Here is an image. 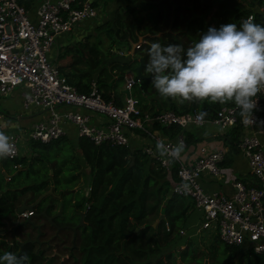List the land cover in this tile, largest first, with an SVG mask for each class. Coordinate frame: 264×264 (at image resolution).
<instances>
[{
  "label": "trees",
  "instance_id": "16d2710c",
  "mask_svg": "<svg viewBox=\"0 0 264 264\" xmlns=\"http://www.w3.org/2000/svg\"><path fill=\"white\" fill-rule=\"evenodd\" d=\"M19 1L29 8L34 0ZM255 2L256 10H252L251 6H244L242 0H121L109 19L95 24V20L98 21L95 18L96 13L94 17L82 22L86 24V31L89 32L74 43L58 47L56 60L67 57L69 61L64 65H57L67 81L78 91L88 90L90 80L94 78L103 97L108 98L111 95L115 103L121 104L123 100L121 101L113 89L117 82L122 81L125 71L135 70L141 58L140 72L143 77L138 82L140 90L145 93L153 89L155 94L150 97V102L138 100L140 108L153 111L171 109L177 113L205 111L208 113L205 118H209L220 103L204 101L185 102L181 105L178 101L160 96L152 85L151 74L146 71L150 60V45L157 42L162 46L178 44L186 52L209 27H213L210 21L215 20L214 28L217 29L228 23L238 25L239 20L250 12L253 14L254 23L263 24L264 0ZM99 10L101 13V8ZM101 35L108 46L107 55L113 47L129 49V43L138 41V36H141V42L131 54L119 55L122 60L110 61L105 68L99 66ZM136 53L139 56H134ZM115 69L118 71L116 74ZM152 128L168 138L182 131L186 145L195 141L185 131L186 127L155 124ZM240 131L241 126L235 124L219 135L227 147V152H237ZM34 142L39 145L48 143ZM76 142L80 154L88 164L86 170L90 174L88 189L86 188L84 197L81 198L82 202L74 205L77 212H83V225L77 227L73 233L65 226H72L76 221L61 222L58 217H54L52 221L60 226L55 234V226L44 216L34 214L46 203H49L46 214L55 212L54 203L45 196L34 205L30 216L32 223L39 225L37 232L34 225L24 223L25 218L18 219L15 208L25 195L29 194L32 202L42 191L47 190L48 179L10 187L12 176L6 179L0 172V184L2 181L6 183L0 189V231L4 230L0 233V256L11 252L17 256L26 255V264H40L46 253L54 250L65 255L58 264H180L169 247L176 241L177 232L192 207L184 196L168 192L169 183L164 172L149 156L136 148L130 150L106 143L95 145L83 137H79ZM130 156L133 157L131 165ZM35 158L33 155L32 160ZM23 160L22 156H16L7 157L1 162L6 167L21 165ZM229 160L230 157L226 158L225 153L220 164L227 166ZM58 172L59 170L51 168L52 177H56ZM172 177L175 178L174 171ZM236 178L247 186L264 188V184L252 175L248 179L239 176ZM160 215L162 218H159ZM19 233H24L20 241L15 239ZM219 240L214 236L209 246L215 248ZM186 246L187 244L178 252L185 253ZM222 254L226 257L216 262L215 251H211V261L216 264H264V254L250 249L243 253L236 245H223ZM212 262L207 261V264Z\"/></svg>",
  "mask_w": 264,
  "mask_h": 264
},
{
  "label": "built area",
  "instance_id": "2783aa9c",
  "mask_svg": "<svg viewBox=\"0 0 264 264\" xmlns=\"http://www.w3.org/2000/svg\"><path fill=\"white\" fill-rule=\"evenodd\" d=\"M33 15L19 0H0V94L13 87L21 88V105L25 110L43 112L25 132L26 138L48 142L63 135L75 134L95 145L123 146L138 149L149 156L168 180V192L184 196L192 209L198 211V221L192 233L211 232L229 245L264 254V188L247 186L236 177H229L233 192L206 190L199 181L202 174L220 176L225 168L220 164L224 151L199 144L191 161L167 164L156 149L158 141L175 146L183 142L182 131L168 138L152 128L153 125L200 126L196 120L199 111L177 113L171 109L148 110L140 108L138 100L129 94L130 87L139 82L131 71H125L122 81L127 91L121 104L113 97L105 98L91 78L86 91H78L69 83L52 58L53 43L57 35L68 32L86 19L94 17L96 6L91 0H36ZM253 18L252 12L239 20ZM254 22V21H253ZM215 26V24H210ZM264 26L263 24H260ZM141 40L134 42L137 48ZM112 50H116L114 47ZM118 54L130 51L117 50ZM252 124L243 122L239 109L233 102L219 104L212 116L205 118L222 133L235 124L241 126L237 147L245 158L249 173L264 184V93L257 94ZM3 131L11 138L15 157L19 153V131ZM221 133V134H222ZM146 143H143V140ZM135 143L133 146L132 143ZM174 171L175 178L172 177ZM189 183V190L181 188ZM32 210L17 213L20 218L31 216ZM180 228L178 234H185ZM176 241L170 245L177 248Z\"/></svg>",
  "mask_w": 264,
  "mask_h": 264
},
{
  "label": "clouds",
  "instance_id": "9594fccd",
  "mask_svg": "<svg viewBox=\"0 0 264 264\" xmlns=\"http://www.w3.org/2000/svg\"><path fill=\"white\" fill-rule=\"evenodd\" d=\"M245 19L235 23L209 27L198 42L187 48L160 43L150 45L146 71L153 87L163 99L185 102L225 104L233 102L244 123L252 124L251 115L257 105V94L264 93V26ZM208 113L199 112L196 120L203 125ZM161 157L171 165L181 159L183 142L175 146L162 140L156 144ZM11 138L0 131V159L14 155ZM181 188L189 190L185 181ZM27 256L5 252L0 264H26Z\"/></svg>",
  "mask_w": 264,
  "mask_h": 264
},
{
  "label": "rangeland",
  "instance_id": "374dc122",
  "mask_svg": "<svg viewBox=\"0 0 264 264\" xmlns=\"http://www.w3.org/2000/svg\"><path fill=\"white\" fill-rule=\"evenodd\" d=\"M242 2L244 6L247 7L251 6L252 10L257 9L255 0H251V1L242 0ZM105 4H107V2ZM140 12L141 14H143V11ZM144 20H146V18H144ZM210 22L212 24H215V20H212ZM74 28L75 27H73V29ZM69 33H71V31H69ZM66 34L67 32L61 33L60 35H66ZM62 39H64L65 41L66 37H62ZM101 40L102 43L100 47L101 53H100L99 66L100 67L104 66L105 68H107V66L110 64L109 63L110 61L119 60L121 58L117 54V49L111 50L110 54L107 55L106 52L108 46L106 44V40L103 35H101ZM133 44H134L133 42H130L129 46L133 47ZM120 50L125 51V49L123 48H120ZM137 53L134 56H139V54ZM56 59L57 58L55 57V61L57 64L59 65L65 64L64 62L65 59L62 58L58 60ZM117 72L118 71L115 69L114 73L116 74ZM131 73L135 74V70L131 71ZM113 91L121 99V101L126 96V90L124 88L122 81L116 83V86L114 87ZM129 94L133 98H136L137 100H142L143 102L147 103L150 102V97H152L155 94V92L152 89V91L143 93L140 90V84L135 83L130 87ZM13 130L20 131V128L19 126H16L14 127ZM77 139L78 138H76L74 133H72L71 135H63L62 137L51 140L50 142L48 141V143H45L44 145H39L36 142H34L36 140H32L30 138H26V140L22 139V142L24 144L22 145L24 146V149L22 151V153L24 152L23 154L24 160L22 162V167L19 170H17L15 173H14L15 169H8V171L13 173L12 175L13 180L9 183L10 187L22 186L24 184L40 182L44 178H48L47 190H49L50 188L51 191L44 196L52 200V202L55 205L56 211H58L60 208V213L55 217H58V220L61 222L76 221L77 223L78 212L76 211L75 209L76 207H74V205L82 202L81 198L84 197L87 184L90 180V174L86 170V166L88 164L86 163L85 159L83 158L82 154H80V151L77 148V142H76ZM33 155L36 157L34 160H32ZM50 167L53 168V170H59L56 177L51 176ZM4 186H6V183L2 181V183L0 184V189L3 188ZM72 189L74 191H72ZM46 191L45 190L42 191L38 196L42 195ZM28 202H30L29 199ZM193 210L194 209L189 210L186 216V219L188 220L187 223L188 227H186L187 230L185 234L190 236L194 235L192 237V241L197 245L191 243L190 240H187V242L184 243L187 244L186 246L187 250L183 254L178 252L179 249L177 247L173 246V254L177 258L176 261L180 262V264H200L201 262L203 264L206 262L205 264H207V261L212 262L211 251H215L216 262L219 261L221 258L226 257V255L222 254L223 245L226 244L223 241L221 240L217 241V245L213 249L209 245L207 246L203 245L202 238H204L205 240H210L212 237L211 232H205L202 234L201 237L192 233L193 227L196 225V222L198 221V212H195ZM18 219L20 220L21 218L18 217ZM51 225L54 226L53 221L51 222ZM3 232L4 230L2 231V233ZM24 233L17 234L15 236V239L20 241L24 236ZM195 249H198V251ZM238 250L242 251L243 253L247 252V249L241 247H238ZM193 253H195L194 257L192 256ZM64 257L65 255L63 256L62 252L59 251L58 253H56L54 250L53 251L50 250L48 253H46L45 257L41 260L40 264H58L60 260H62ZM211 264H216V263L212 262Z\"/></svg>",
  "mask_w": 264,
  "mask_h": 264
},
{
  "label": "crops",
  "instance_id": "0c3cea01",
  "mask_svg": "<svg viewBox=\"0 0 264 264\" xmlns=\"http://www.w3.org/2000/svg\"><path fill=\"white\" fill-rule=\"evenodd\" d=\"M93 1H94V4L93 3L92 4L95 5L96 9H97V16L95 18L98 20V21L95 20V24L100 23L106 19H109L112 16L113 12L115 11L116 7L121 2V0H106L105 2H104V0H91V2H93ZM106 2H107V4H105ZM34 4H36V0H34L32 2V4L30 5L29 8H27L30 15H33V11H34L33 5ZM100 8H101V13H99ZM90 23H92V22H90ZM74 27H75L74 29L72 28L69 30V31H71V33H69V31H68L66 35H60L59 34V35H57L58 37L56 36L55 42L52 45L53 52L51 55L54 61H55V57L57 55V51H58L59 46L67 44V43H74L78 38L80 39L83 35H85L86 33L89 32V31H86L87 27H86L85 23H81V24L76 25ZM62 37H66L65 41H64V39H62ZM123 49H125V48H123ZM117 50H120V48H117ZM127 50L130 51V53H132L131 47H130V50L129 49H127ZM127 54L128 53H125L126 56H127ZM118 55L122 56V54H118ZM64 59H65L64 62L69 61V58H67V57H65ZM121 59H119V61ZM21 100H22L21 88H19L17 86L13 87L11 90H9L5 94H0V124H1L2 128L5 130H11V129H14V127H16V126H19V128H20L19 132H20L22 138L20 139V142H19V147H20L19 152L20 153H18L17 156L23 157L24 152L22 153V151L24 149V146H22V145H24V144L22 142V139L26 140L25 132L28 130L30 124L33 121L41 118V116L43 115V112H40L37 109H33L29 112H28V110L24 111V109L22 108V105H21ZM185 131L187 133L189 132L191 134V138L195 139V141L187 143V145L185 146L184 152L181 154L182 160L191 161L192 158L197 154V147L199 146L200 143L206 145L208 148H221V149H223L224 154L226 153V158L230 157L229 164L227 166H223V168H225V172L223 174H220V176H211L208 173H206V174L204 173L199 177L200 184L204 189H206L208 191L219 190V191H222L226 194H231L233 192V188L231 186L229 177L239 176V177H243L246 179L250 178L251 174L249 173L245 158L240 153V150L238 149L237 152H235V153L227 152V147L223 144L222 140L219 138V135L222 132L218 131V128L215 125H213L209 122H206L200 126L189 125L185 128ZM143 143H146L145 139L143 140ZM132 145L134 146L135 143L133 142ZM21 146H22V148H21ZM1 160L2 159H0V164H1L0 172L5 176L6 179H8L9 176L13 175V173L8 171V169H15L14 170V173H15L17 170H19L22 167V164L16 165V166L7 165L6 167H4L2 165ZM72 191H74V190L72 189ZM27 195H29V194H27ZM41 198H43V196ZM28 199H30V196L28 197ZM28 199L26 202L31 203V202H28ZM55 211H56V209H55ZM193 211L198 212L196 210H193ZM55 213L56 212H54L53 214H55ZM187 223H188V220L185 218L184 225L181 226L180 228L188 227ZM36 225H38V224H36ZM36 225H34V227ZM35 229L37 230V232L39 231L36 227H35ZM56 233H57V231L55 229V234ZM195 235H198L199 237L202 236L201 234H195ZM193 236L194 235L190 236V235H186V234L179 235L177 232L175 244H179L180 247H183L186 245L184 243L187 242V240H190L191 243L195 244L192 241ZM37 237H38V234H37ZM213 237H214V235L212 234V237L210 240H205L204 238H202L203 239L202 240L203 245H205V246L209 245L211 243ZM195 245H197V244H195ZM169 249L171 251H173V246L170 245Z\"/></svg>",
  "mask_w": 264,
  "mask_h": 264
},
{
  "label": "water",
  "instance_id": "95a60500",
  "mask_svg": "<svg viewBox=\"0 0 264 264\" xmlns=\"http://www.w3.org/2000/svg\"><path fill=\"white\" fill-rule=\"evenodd\" d=\"M138 40H141V36H138ZM132 51H133V49L131 48V52H132ZM141 63H142V62H141V58H140L138 64L135 66V75L139 78V80L143 77V76L141 75V72H140ZM126 94H127V91H126ZM132 162H133V157L130 156L129 165H131ZM50 191H51V189L49 188V190H47V191H46L45 193H43L42 195L38 196V197H37L33 202H31V203H27V202H26L27 199H28V197H29V195H26V196L22 197V199L20 200V203H19V204L17 205V207L15 208V212H16V214L19 213V212H21V211H23V210H27V211H28V210H32L33 207H34V205L40 200V198H41L42 196L48 194V192H50ZM48 204H49V203H46V204L43 206V208H42L38 213H34V214H35V215H42V216H44V217H45V218L51 223L53 217H54L55 215H58V214L60 213V208H59L58 211H56L55 214L47 215L45 210H46V207H47ZM82 216H83V212H82V211L78 212V221H77V223L74 224V225H72V226H65V227L70 228V229L72 230V232L74 233L77 227L83 225V222H82ZM159 218H162V215H160ZM24 223H30L31 225H33L32 221L30 220V216H28V217L25 218ZM154 224H155V222L152 223V225H154ZM54 226H55L56 231L60 229V226H56L55 224H54ZM35 227L39 230V226H38V225H36ZM35 240H37V237H36Z\"/></svg>",
  "mask_w": 264,
  "mask_h": 264
}]
</instances>
